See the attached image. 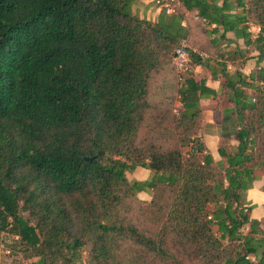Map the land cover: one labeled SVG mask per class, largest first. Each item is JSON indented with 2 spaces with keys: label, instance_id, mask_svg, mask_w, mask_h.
I'll use <instances>...</instances> for the list:
<instances>
[{
  "label": "trees",
  "instance_id": "obj_1",
  "mask_svg": "<svg viewBox=\"0 0 264 264\" xmlns=\"http://www.w3.org/2000/svg\"><path fill=\"white\" fill-rule=\"evenodd\" d=\"M131 1L0 0V235L37 264H264V215L250 219L243 202L264 177V66L223 74L236 143L220 141L214 162L198 107L214 91L189 71L175 112L171 95L149 94L173 69L181 9L233 29L224 0H178L169 21L139 18ZM237 3L264 47V0ZM146 125L164 142L144 140ZM136 166L149 177L128 180Z\"/></svg>",
  "mask_w": 264,
  "mask_h": 264
},
{
  "label": "crops",
  "instance_id": "obj_2",
  "mask_svg": "<svg viewBox=\"0 0 264 264\" xmlns=\"http://www.w3.org/2000/svg\"><path fill=\"white\" fill-rule=\"evenodd\" d=\"M214 1L217 6H220L223 0ZM223 4L222 13L225 16L222 19L228 22V26H233V29H223L221 23L206 24L196 15L195 10L181 9L182 18L178 23L181 32L185 33L181 40L186 42L187 50L196 52L203 61V64H195L192 67L193 78L202 81L207 88L214 91L213 95L204 94L198 99V107L202 113L199 136L206 152L210 154L214 162L221 159L217 148L222 139L229 140L233 145L236 143L230 132L232 127L226 133L228 135L222 130L223 118L229 119V123H232V116L228 112H223V109L230 106L226 96L220 91V86L225 80L223 74L226 73L232 77V73L238 71L243 77H246L260 66H264V54L259 57L260 51L264 53V47L261 48L259 43L253 42L258 27L249 21H239L243 8L237 3V0H224ZM129 10L139 18L150 21H156L158 18L169 21L175 15L162 13L153 0H132ZM242 24L247 25L248 42H245L240 34L239 29ZM246 92L249 93V90ZM149 174V169L136 166L132 171L126 172L125 176L128 180H145ZM136 196L141 200H149L150 193L148 190H141L136 193ZM243 202L249 207L248 216L250 219L260 220L263 217V175H257L251 186L245 190Z\"/></svg>",
  "mask_w": 264,
  "mask_h": 264
},
{
  "label": "rangeland",
  "instance_id": "obj_3",
  "mask_svg": "<svg viewBox=\"0 0 264 264\" xmlns=\"http://www.w3.org/2000/svg\"><path fill=\"white\" fill-rule=\"evenodd\" d=\"M178 82L179 80L177 79L176 73L174 71V69H169V70H165L162 73H160V75L158 76V81L154 82L151 84L150 86V100L152 102H156L160 99H165L166 97H168V95H171V106L173 108V112H175V108L178 105V102L176 101V91L175 89L178 86ZM149 120V119H148ZM230 120L227 118H223V125H222V130L225 132V134L231 130L232 127V131H233V124L229 123ZM232 125V126H231ZM157 126V125H156ZM156 126L154 125H150L149 128L153 129V131H149L147 132V125L143 126V128L141 127V130L143 131V134H141V136L143 137L144 140H146L148 138L147 135H152L153 140H155V142L157 141L158 143H163L164 142V135H159L160 130L158 128H156ZM232 131L231 134H232ZM228 135V134H226ZM171 141H167L165 142V144H170ZM222 145L226 146L227 151H232L234 145L230 144V141L227 139H222L221 140ZM187 149L186 146L181 147V151L185 152ZM256 175H262V171L261 170H257ZM264 220H262L260 222V227H262V223ZM213 229H215V227H213ZM240 231L242 233H246L247 231V225H243L240 228ZM11 238L10 236L6 235V234H1L0 235V264H37L36 263V257H30V258H21L20 253L18 252H12L10 245H11Z\"/></svg>",
  "mask_w": 264,
  "mask_h": 264
},
{
  "label": "built area",
  "instance_id": "obj_4",
  "mask_svg": "<svg viewBox=\"0 0 264 264\" xmlns=\"http://www.w3.org/2000/svg\"><path fill=\"white\" fill-rule=\"evenodd\" d=\"M156 7L165 14H172L179 5L178 0H153ZM188 46L184 40L178 42L172 56L173 69L180 81L184 74L192 70V64L188 56Z\"/></svg>",
  "mask_w": 264,
  "mask_h": 264
}]
</instances>
